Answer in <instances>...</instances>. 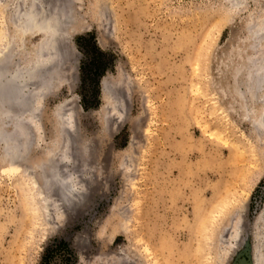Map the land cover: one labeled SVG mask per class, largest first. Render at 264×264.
<instances>
[{"label":"rangeland","instance_id":"374dc122","mask_svg":"<svg viewBox=\"0 0 264 264\" xmlns=\"http://www.w3.org/2000/svg\"><path fill=\"white\" fill-rule=\"evenodd\" d=\"M15 1L0 0V42ZM49 1L69 23L61 74L54 95L36 96L33 120L29 91L41 81L25 80L27 104L17 111L25 144L31 131L37 142L21 152L28 162L9 167L0 144V264H44L61 239L70 264H253L264 213V87L250 88L247 72L260 53L254 45L264 49L249 35L264 26V0ZM60 104L74 122L60 129L65 167L80 189L59 198L55 187L56 205L44 213L25 166L58 140Z\"/></svg>","mask_w":264,"mask_h":264},{"label":"bare ground","instance_id":"6f19581e","mask_svg":"<svg viewBox=\"0 0 264 264\" xmlns=\"http://www.w3.org/2000/svg\"><path fill=\"white\" fill-rule=\"evenodd\" d=\"M37 1L38 0H29V5H26L24 3V0L15 1L10 15V20L12 22V30L10 31L11 33H8L6 40L0 42V144L4 146L6 154H8L7 157L10 156L8 158V166L11 168H14V166H18L20 161L26 163V161L28 162V160H25L20 156L19 153H17V150L24 147V142H17L15 144H13V142L11 144L8 143V141L11 140L14 132L17 131L15 130V123L21 117V115L19 114L21 113V111H17L11 119L12 113L10 112V108L14 105L13 108L19 109V106L24 105L23 103L27 104V101L25 99L28 96V91L24 88L26 86L25 80L27 82L26 78H29V84L34 80L41 81V83H39L41 85L37 86V89L34 87L29 91V93H31V97L28 98L31 103L29 102L30 108H27L26 110L30 111V120L34 117H37V113L40 112V109L37 112L38 108H35L36 96H40V98H43L55 94V81L58 79V77H60L59 74H61L59 73L62 59L61 40H63V38L66 36V33L68 32L66 31L68 29V21L67 17L65 18V16L67 15L64 14V11L62 12L63 9L61 5H59L57 8L53 6L52 8L54 9L52 10L48 7V5L52 1H42L43 3H39ZM52 5L53 4L49 6ZM263 27L264 26H251L249 35L253 39H256L258 41H264V32L261 33V29H263L264 31ZM25 35H29V37L33 35H40L41 39L37 41V44H32L28 42L29 37L27 38V36ZM254 46V50L257 51L258 49L260 50V53H258L256 56L254 55L255 58L250 59V63L248 64L250 70H248L247 72V81L250 88L252 87V85H256L255 88H259L264 87V49H260L258 44L257 46ZM26 50H28V52H26ZM17 60H26V62L24 63L25 65L22 67L20 63L17 62ZM3 105L5 106L3 107ZM64 105L66 104H60L54 108V115L58 126L57 131L59 133L58 140L53 141L50 146H45L47 149L46 158L40 160L38 163H34L32 159H29V166H25V171L27 168L29 169V171H26L27 173L25 172V177L29 179L32 189L40 198L44 213H46L48 209H51L52 205H56L53 202V195H51V198L48 197L52 193L53 189L56 190L55 187L58 189V192H61H59V198L61 196H69V192H72V189L74 192L76 191V189H80V183L79 181H77L78 179L75 177V174L69 173L68 170H66L67 167H65L67 166L66 163H69L70 165L71 156L67 153L70 151H67V139L64 138V136H62L64 139H60V129L61 127L70 128V126L73 125L74 122L71 124L72 120L69 121V117L71 115L69 116V113L63 112V110L68 109V107L66 108L64 107ZM67 111L72 113L69 110ZM262 116L264 117V111ZM263 117L260 123H262L264 126ZM5 118L10 119L9 121H11L12 123L15 121L14 124H12L14 130L9 134H7V132H3L2 128L3 119L5 120ZM25 122H27L26 119ZM23 123L24 121H22V124ZM31 132L29 134V146L25 144V147H30L29 151L32 149V146L36 145L37 143L34 142L35 137H33V132ZM25 133L26 132H24V134ZM40 134L42 135V132ZM26 139L28 140V137ZM39 146V148H42L43 144H40ZM22 153L25 154V152L23 151ZM24 154L21 155L24 156ZM224 229H221V232L218 235V243L223 241ZM241 231L242 229L240 224H237L231 232L232 239L236 247H238V244H240L239 242L242 240ZM254 235L255 245L252 247L253 264H264V213L262 214V212H260L257 216Z\"/></svg>","mask_w":264,"mask_h":264},{"label":"trees","instance_id":"16d2710c","mask_svg":"<svg viewBox=\"0 0 264 264\" xmlns=\"http://www.w3.org/2000/svg\"><path fill=\"white\" fill-rule=\"evenodd\" d=\"M55 256L60 257V259L65 264H70L74 259V254L72 252L70 244L63 239L55 240L54 243L48 247V251L44 259V264H51V262L49 261Z\"/></svg>","mask_w":264,"mask_h":264},{"label":"water","instance_id":"95a60500","mask_svg":"<svg viewBox=\"0 0 264 264\" xmlns=\"http://www.w3.org/2000/svg\"><path fill=\"white\" fill-rule=\"evenodd\" d=\"M5 105H3V107H4ZM13 107H14V105H13ZM13 107H8V108H10V112L12 113L11 114V119H12V117H13V115L17 112V108L15 109V108H13ZM13 108V109H12ZM15 122V121H14ZM14 122H13V124H14ZM24 125L22 124V118L20 117L17 121H16V123H15V130H17L16 132H14V134H13V136L11 137V140L10 141H8V143L9 144H11L12 142H13V144H15V143H23L24 142V146H25V143H26V135H24ZM14 130V128H12L11 130H9L8 132H7V134H9L11 131H13ZM3 132H6L5 130H3ZM24 148V147H23ZM23 148H20L19 150H17L18 152L17 153H19L20 155H21V152H22V150H23Z\"/></svg>","mask_w":264,"mask_h":264}]
</instances>
